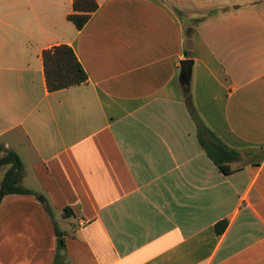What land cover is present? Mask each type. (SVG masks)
<instances>
[{
    "label": "crops",
    "instance_id": "1",
    "mask_svg": "<svg viewBox=\"0 0 264 264\" xmlns=\"http://www.w3.org/2000/svg\"><path fill=\"white\" fill-rule=\"evenodd\" d=\"M74 1L0 0V145L35 193L0 204V264H54L56 228L64 264H264V0H96L82 30ZM62 45L89 79L51 92Z\"/></svg>",
    "mask_w": 264,
    "mask_h": 264
},
{
    "label": "trees",
    "instance_id": "2",
    "mask_svg": "<svg viewBox=\"0 0 264 264\" xmlns=\"http://www.w3.org/2000/svg\"><path fill=\"white\" fill-rule=\"evenodd\" d=\"M99 4L96 0H75L73 13L68 19L74 23L78 30H82L90 21L92 15L98 10ZM190 57L189 53H186ZM44 65L48 89L51 92L63 90L88 82V75L71 47L62 45L44 52ZM181 85L184 97L190 110L192 118L196 122L199 131L200 143L208 157L218 166L224 174H230L233 170L231 164L238 160L242 153L229 148L217 136L208 129L198 117L193 107L191 89V76L181 77ZM10 165L6 172L0 188V204L8 195H33L32 190L23 185L24 166L20 158L13 152L6 150L0 145V166ZM65 215H72L71 209H65ZM227 227L224 221L216 226L218 234H222ZM58 237V251L54 264H64L63 253L65 242L63 233L56 228Z\"/></svg>",
    "mask_w": 264,
    "mask_h": 264
},
{
    "label": "water",
    "instance_id": "3",
    "mask_svg": "<svg viewBox=\"0 0 264 264\" xmlns=\"http://www.w3.org/2000/svg\"><path fill=\"white\" fill-rule=\"evenodd\" d=\"M192 66L193 61L192 60H184L181 64L182 69V76L190 77L192 73Z\"/></svg>",
    "mask_w": 264,
    "mask_h": 264
}]
</instances>
